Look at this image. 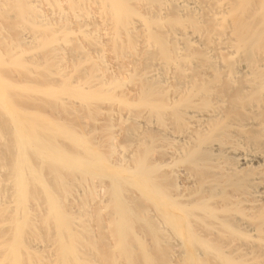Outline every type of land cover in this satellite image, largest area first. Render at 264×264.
<instances>
[{
    "label": "bare ground",
    "instance_id": "obj_1",
    "mask_svg": "<svg viewBox=\"0 0 264 264\" xmlns=\"http://www.w3.org/2000/svg\"><path fill=\"white\" fill-rule=\"evenodd\" d=\"M0 264H264V0H0Z\"/></svg>",
    "mask_w": 264,
    "mask_h": 264
},
{
    "label": "rangeland",
    "instance_id": "obj_2",
    "mask_svg": "<svg viewBox=\"0 0 264 264\" xmlns=\"http://www.w3.org/2000/svg\"><path fill=\"white\" fill-rule=\"evenodd\" d=\"M248 157H251V156H248Z\"/></svg>",
    "mask_w": 264,
    "mask_h": 264
}]
</instances>
